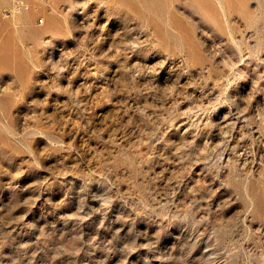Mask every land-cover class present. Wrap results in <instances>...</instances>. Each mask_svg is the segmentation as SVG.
Listing matches in <instances>:
<instances>
[{
    "label": "rangeland",
    "instance_id": "1",
    "mask_svg": "<svg viewBox=\"0 0 264 264\" xmlns=\"http://www.w3.org/2000/svg\"><path fill=\"white\" fill-rule=\"evenodd\" d=\"M0 264H264V0H0Z\"/></svg>",
    "mask_w": 264,
    "mask_h": 264
},
{
    "label": "built area",
    "instance_id": "2",
    "mask_svg": "<svg viewBox=\"0 0 264 264\" xmlns=\"http://www.w3.org/2000/svg\"><path fill=\"white\" fill-rule=\"evenodd\" d=\"M24 8H26V6L24 5V3L22 1H15V4L11 10V12L19 14L22 13Z\"/></svg>",
    "mask_w": 264,
    "mask_h": 264
},
{
    "label": "bare ground",
    "instance_id": "3",
    "mask_svg": "<svg viewBox=\"0 0 264 264\" xmlns=\"http://www.w3.org/2000/svg\"><path fill=\"white\" fill-rule=\"evenodd\" d=\"M43 23V21H41Z\"/></svg>",
    "mask_w": 264,
    "mask_h": 264
}]
</instances>
